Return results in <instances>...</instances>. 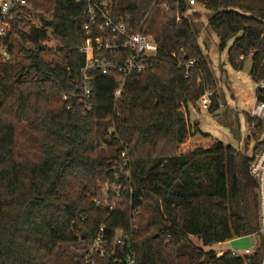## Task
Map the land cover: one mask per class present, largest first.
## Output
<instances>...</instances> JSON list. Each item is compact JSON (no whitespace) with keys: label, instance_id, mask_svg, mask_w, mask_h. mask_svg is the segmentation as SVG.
Segmentation results:
<instances>
[{"label":"trees","instance_id":"trees-1","mask_svg":"<svg viewBox=\"0 0 264 264\" xmlns=\"http://www.w3.org/2000/svg\"><path fill=\"white\" fill-rule=\"evenodd\" d=\"M194 1L210 11L207 27L220 49L229 43L228 64L238 71L250 60V79L264 81V0ZM27 3L28 18L39 24L23 17L0 37L7 53L0 55V264H74L68 245L89 241L100 226L114 261L105 256L94 264H119L131 252L135 264H264V235L251 255L237 257L190 239L224 243L255 233L258 224L249 157L216 139L189 142L201 132L184 110L214 79L196 24L184 16L188 0L116 1L128 31L151 35L158 53L149 69L126 80L116 101L118 77L95 73L85 113L76 96L83 5ZM50 37L62 63L43 57ZM177 60L194 61L187 76ZM255 97L264 101V89ZM254 122L259 137L264 120ZM115 174L122 192L111 210L94 199ZM117 232L123 246L115 244Z\"/></svg>","mask_w":264,"mask_h":264},{"label":"built area","instance_id":"built-area-1","mask_svg":"<svg viewBox=\"0 0 264 264\" xmlns=\"http://www.w3.org/2000/svg\"><path fill=\"white\" fill-rule=\"evenodd\" d=\"M73 1L83 5L82 31L84 39L78 48L79 53L83 56V64L79 68L77 76L76 96L81 111L85 113L92 109V85L95 73L113 74L118 77L119 87L112 93L114 101H116L129 77L151 67V60L156 58L158 53V45L151 35L143 34L140 31H128L124 19L116 14L117 0ZM188 3L193 5L195 1L188 0ZM27 11H31V6L28 5L27 0H0V37L5 36L13 23H19L23 17L31 20L28 18ZM176 19L179 21V17ZM0 55L3 58L7 57L4 47H0ZM171 56L175 57V54L173 53ZM176 65L178 68H183L184 76H187V68L194 65V61L182 62L177 60ZM256 88L264 89V81L258 82ZM211 96L212 92L206 90L199 97V102L203 107H209ZM248 116L253 120L250 123V131L254 137L256 132L254 121L264 120V101L256 99ZM254 138L256 141L249 157L248 172L255 181L258 229L248 236L253 238L255 243L252 241V244L244 248L241 253L229 248L221 251L220 255L225 252L236 257L251 255L256 247L258 235H264V132L259 137ZM120 156L123 158L124 164L128 163L125 151H121ZM125 178L129 181L130 174L128 171L125 173ZM117 181L118 177L115 174L114 182L106 181L104 183L100 189V194L94 199L97 205L107 206L111 210L115 208L122 192V186ZM110 191L114 195L111 199H109ZM107 243L105 228L100 226L89 241L72 246L74 264H94L97 259L109 257ZM115 244L124 245L122 233L117 232L115 235ZM111 254H114V251ZM117 263L135 264L134 254L129 253L124 259L117 260Z\"/></svg>","mask_w":264,"mask_h":264},{"label":"rangeland","instance_id":"rangeland-1","mask_svg":"<svg viewBox=\"0 0 264 264\" xmlns=\"http://www.w3.org/2000/svg\"><path fill=\"white\" fill-rule=\"evenodd\" d=\"M194 12L197 14L195 15ZM210 11L207 10L201 3L196 2L190 5L185 17L192 19L199 31L197 41L201 51L208 61L211 70L214 87L206 89L212 92L213 97L218 104L214 112H209L199 102V99L194 104H189L184 110L191 126L196 125L201 133L192 132L189 139L190 143H197L207 139H216L224 144L230 145L239 150L243 155L250 157L252 149L255 145L256 138L251 135L250 124L246 121L245 116L250 113V110L256 102L255 89L256 84L249 77L250 60L244 62L241 70H234L227 62L228 45L224 49H220L219 40L215 34L207 27V18L210 16ZM38 17H31V21L35 25L39 24ZM50 36V33H49ZM30 48L29 44H24ZM45 51L43 57L45 60H51L54 63H62V58L57 49V44L50 37L45 43ZM19 64L25 65L26 61L21 54H17ZM205 90V91H206ZM210 99V104H211ZM194 128V127H193ZM233 131L239 133V137L233 136ZM206 134L207 137H205ZM105 190V187H103ZM191 241L202 247L205 251L213 250L219 256L220 252L229 248L241 253L246 247H249L255 240L250 236H244L239 239L227 241L224 244H213L203 246L201 241L194 237H190ZM67 249L72 251V245H68Z\"/></svg>","mask_w":264,"mask_h":264},{"label":"water","instance_id":"water-1","mask_svg":"<svg viewBox=\"0 0 264 264\" xmlns=\"http://www.w3.org/2000/svg\"><path fill=\"white\" fill-rule=\"evenodd\" d=\"M233 136H234L235 138H238V137H239V133H238L237 131H233ZM108 260H109V261H112V260H113V256L110 255V256L108 257Z\"/></svg>","mask_w":264,"mask_h":264},{"label":"crops","instance_id":"crops-1","mask_svg":"<svg viewBox=\"0 0 264 264\" xmlns=\"http://www.w3.org/2000/svg\"><path fill=\"white\" fill-rule=\"evenodd\" d=\"M228 242H229V241H228ZM224 243H226V242H224ZM224 243H223V244H224Z\"/></svg>","mask_w":264,"mask_h":264}]
</instances>
